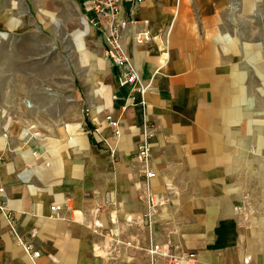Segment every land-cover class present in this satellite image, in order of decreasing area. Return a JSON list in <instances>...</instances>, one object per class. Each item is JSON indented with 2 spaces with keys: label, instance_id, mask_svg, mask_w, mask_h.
<instances>
[{
  "label": "crops",
  "instance_id": "obj_1",
  "mask_svg": "<svg viewBox=\"0 0 264 264\" xmlns=\"http://www.w3.org/2000/svg\"><path fill=\"white\" fill-rule=\"evenodd\" d=\"M121 3L144 96L119 85L87 0H0V264H150L151 244L192 264H264V195L246 190V171L264 169V119L251 112L264 104V0ZM142 32L152 40L137 43ZM71 40L78 66L56 80L55 45L64 54ZM146 122L151 185L169 201L151 227L130 223L146 211Z\"/></svg>",
  "mask_w": 264,
  "mask_h": 264
},
{
  "label": "built area",
  "instance_id": "obj_2",
  "mask_svg": "<svg viewBox=\"0 0 264 264\" xmlns=\"http://www.w3.org/2000/svg\"><path fill=\"white\" fill-rule=\"evenodd\" d=\"M135 7H139L143 0H131ZM86 10L90 14V23L95 27L104 37V45L106 55L112 65L118 70V82L121 87L132 86L133 90L144 96L148 92V86H144L139 78L138 72L131 64L130 57L122 44L123 32L132 23L123 16L121 0H87ZM139 44H145L152 40L148 32L139 33L136 38ZM117 128V123H111ZM119 137V132L116 131ZM155 131L151 124L144 123L142 128V140L139 143L135 161L142 167L147 191L145 194V213L130 219V223L136 225H143L151 227L154 220L158 217L165 219L168 209V200H163L160 194L153 190L151 185L152 180L156 178V173L151 169L150 164L152 160V140ZM3 193V189H0ZM0 213L6 215L8 213L7 204H0ZM168 220H170L167 217ZM166 221V219H165ZM100 226V225H99ZM15 232V229H12ZM26 252L32 259L40 257V253L32 249L30 245L25 246ZM172 245L166 246L160 244H151L145 249L149 256L151 264H192L196 260L195 254L180 255L173 251Z\"/></svg>",
  "mask_w": 264,
  "mask_h": 264
},
{
  "label": "rangeland",
  "instance_id": "obj_3",
  "mask_svg": "<svg viewBox=\"0 0 264 264\" xmlns=\"http://www.w3.org/2000/svg\"><path fill=\"white\" fill-rule=\"evenodd\" d=\"M257 12H258L259 16L256 14L257 15L256 17H258V19L260 18L261 20H260V23L255 25V27L257 30H261L262 33H264V3L262 4V7L260 6L259 9H257ZM55 19L58 20L56 16H55ZM52 26H53L52 30L56 36V39L62 38L64 35L67 34V32L62 27L58 26L57 24L52 25ZM36 29H38L39 33L44 32L42 29V26H40V27L37 26ZM87 31H88V29L86 30V32ZM254 42H257V40H255ZM56 44L59 45V42L56 41ZM64 44H65L64 46L66 49L67 42H64ZM70 46H71L70 51L67 50L64 54H62V51L59 48H57L55 45L54 65L56 67V72H57L58 67H62V66L66 67V70H65L66 73L61 74V75H58L56 73V80H58V79L64 80V81L65 80H72L73 74L69 73V68L74 69L76 66H78L79 58L77 56V52L75 51V47H74L72 40L70 41ZM92 59L93 58H90L89 55L87 56L86 60H87L88 65L91 63ZM5 60H6V58L4 57V55L3 56L0 55V67H5L6 65L8 66V64L4 63ZM36 60H37L38 64H41L40 62H42V58L39 57ZM263 64L264 63H261L260 65H263ZM8 77H9V75H8ZM260 92L262 93V95H264V91H260ZM251 112L260 114L262 116L261 118L264 119V104L258 103L257 108H255L254 111L252 110ZM262 141H263L261 143L262 147L260 148L262 151V154H260V157H257V158H258V160L264 162V136H263ZM246 174H247L246 176H247V182H248V185L246 186L247 194L248 195L249 194L264 195V169L263 170H255V171L247 170ZM251 178L260 179L262 181V184L251 185L250 184ZM259 204L264 205V202L260 201ZM150 264H151V262H150Z\"/></svg>",
  "mask_w": 264,
  "mask_h": 264
}]
</instances>
